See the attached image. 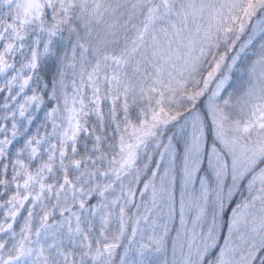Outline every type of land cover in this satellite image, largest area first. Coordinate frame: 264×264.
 I'll list each match as a JSON object with an SVG mask.
<instances>
[{
    "label": "snow or ice",
    "instance_id": "6c2138e0",
    "mask_svg": "<svg viewBox=\"0 0 264 264\" xmlns=\"http://www.w3.org/2000/svg\"><path fill=\"white\" fill-rule=\"evenodd\" d=\"M0 264H264V0H0Z\"/></svg>",
    "mask_w": 264,
    "mask_h": 264
}]
</instances>
